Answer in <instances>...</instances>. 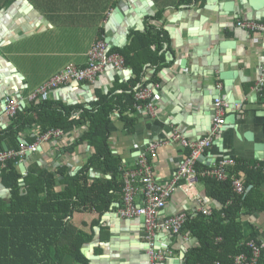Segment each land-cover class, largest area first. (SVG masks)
Wrapping results in <instances>:
<instances>
[{
    "label": "crops",
    "instance_id": "0c3cea01",
    "mask_svg": "<svg viewBox=\"0 0 264 264\" xmlns=\"http://www.w3.org/2000/svg\"><path fill=\"white\" fill-rule=\"evenodd\" d=\"M210 2L0 0V134L11 122L4 114L7 99L19 106L17 111L39 103L32 99L35 91L66 66H85L87 53L96 40L103 39L111 49H122L130 43L132 33L143 37L152 27L161 37L158 59L153 61L148 56L155 54V45H149L150 51L146 53L140 38L133 41L129 53L143 65V74L133 92L147 90L150 97L145 101L135 98L142 105L135 106V114H127L128 118H135L131 130L119 115L112 116L108 129L112 153L130 169L144 156L155 181L167 185L188 153L172 141L173 132L192 142L207 136L213 128V102L219 98L224 106V121L230 115L229 102L237 103L233 104L235 122L219 127L210 150L200 162L208 166L218 158L263 161L264 88L258 89L256 84L264 75V35L242 29L239 22H264V7L253 10L249 0H219L225 11L214 14L211 11L218 6ZM118 6L124 13L121 23L113 22ZM135 78L129 66L124 65L122 71L106 68L94 84L72 83L51 90L47 101L64 106L81 104L89 109L97 100V92L121 94L118 85ZM87 129L82 124L57 139H44L38 135V126L26 128L16 139L18 151L30 145L36 146V151H25L18 157V170L20 163L25 167V175L28 169L55 172L65 167L74 176L94 153L93 148L86 142L79 143L70 153L64 152V148L79 140ZM151 144L154 157L149 152ZM7 146L4 140L0 141L1 152H18ZM89 177L93 182L102 174L91 169ZM62 190L63 186L57 182L54 192ZM0 199L6 204L11 199L1 179ZM119 206L114 202L101 215L92 208L75 214L74 225L93 234L92 240L80 249L88 264H184L187 250L198 247L196 239L180 233L181 228L177 233L160 230L155 232L152 247L164 252L165 257L162 262L152 260L143 219L121 218ZM220 208L219 203L206 195L204 183L196 177L177 183L158 220L162 222L175 215L187 219L200 212L210 215ZM243 220L244 234H249L252 227L259 231L258 239L263 243L264 212ZM93 221L98 224L91 227ZM246 247L250 251L247 243ZM245 256L250 257L251 251Z\"/></svg>",
    "mask_w": 264,
    "mask_h": 264
},
{
    "label": "trees",
    "instance_id": "16d2710c",
    "mask_svg": "<svg viewBox=\"0 0 264 264\" xmlns=\"http://www.w3.org/2000/svg\"><path fill=\"white\" fill-rule=\"evenodd\" d=\"M160 15L157 14L155 18ZM141 35L132 33L127 46L110 51L121 56L124 65L131 67L136 75L128 83L118 85L121 94L97 92V100L91 103L89 109L81 104L64 106L39 101L16 111L14 117L9 118L10 125L0 134V141L4 140L8 146L11 144L9 150L18 151L16 139L26 128L38 126V135L41 136L49 130L67 133L85 124L88 129L79 140L64 148V152H73L79 143L86 142L94 153L74 176L61 167L55 172L28 169L23 177L18 170V157L5 162L0 170V179L10 191L11 199L9 204L0 199V264H88L80 249L92 240L93 234L76 227L73 218L84 209L92 208L101 215L114 202L121 206L122 177L130 168H125L121 158L112 153L108 129L112 116L117 114L126 128L131 130L135 118H128L127 114H135V106L142 105L136 101L133 88L140 82L143 65L140 60L130 56V49L133 41L140 38L146 53L150 51L149 45H155V54L148 56L153 57V61L157 60L161 37L152 27L143 37ZM33 140L35 137L28 144ZM206 168L201 162L195 165L198 173ZM91 169L99 170L102 177L90 182ZM225 173L227 179L224 181L197 176L204 183L206 195L219 203L221 208L213 210L210 215L200 212L187 216L180 233L196 239L198 247L187 250L184 264H233L236 256L250 254L246 243L252 241L260 244L256 229L251 227L250 233L244 234L243 219L264 212V160H234ZM232 178H241V185L245 189L243 194L233 192ZM57 182L63 186V190L56 193L54 187ZM97 224V221H93L91 227ZM256 264H264V248Z\"/></svg>",
    "mask_w": 264,
    "mask_h": 264
},
{
    "label": "built area",
    "instance_id": "2783aa9c",
    "mask_svg": "<svg viewBox=\"0 0 264 264\" xmlns=\"http://www.w3.org/2000/svg\"><path fill=\"white\" fill-rule=\"evenodd\" d=\"M239 26L251 33L264 35V22L249 20L239 22ZM111 47L103 39L96 40L90 47L87 53L85 67H77L74 65L66 66L61 72L54 75L42 86H40L32 95V99L36 101H47L48 93L51 90L59 89L63 86L76 83L83 85L94 84L99 76L106 68H113L122 71L124 62L120 56L115 53H110ZM257 88H264V75L257 82ZM150 97L147 90H138L135 98L145 101ZM8 105L4 109V114L12 118L14 117L19 106L7 99ZM148 105H146L147 107ZM150 106V105H149ZM213 128L207 136L200 138L197 141H188L180 133L173 132L172 141L178 146L188 151L184 160L179 164L173 178L167 185L162 186L156 182L147 164L144 156L140 157L133 165L132 169H128L123 174L124 187L122 191L121 206L118 208V214L125 219H143V227L145 231V239L148 243V255L154 261L162 262L165 253L161 250H156L152 247V241L155 237V232L160 230L171 231L177 233L182 224L186 221L184 215H175L165 221H159V213L162 210L167 200L170 198L176 185L181 180L189 181L197 176L213 179L216 181H224L227 179L225 169L231 166L234 161L230 158H220L213 160L208 164L207 168L201 172L195 170V165L204 158L207 151L210 150L214 136L224 124L225 111L224 106L219 98H215L213 102ZM61 130H49L43 135L44 139L59 138L63 136ZM24 146V145H23ZM25 151L35 152L36 146H24L18 152H0V168H4L5 162L13 157H22ZM151 156L154 155V146L150 145L149 150ZM231 186L235 194L241 195L243 187L241 179H231ZM140 194V199L138 195ZM209 214V212H203ZM250 248L251 256L246 257L244 254L234 258V264H254L260 256L264 242L257 245L250 241L247 243Z\"/></svg>",
    "mask_w": 264,
    "mask_h": 264
},
{
    "label": "water",
    "instance_id": "95a60500",
    "mask_svg": "<svg viewBox=\"0 0 264 264\" xmlns=\"http://www.w3.org/2000/svg\"><path fill=\"white\" fill-rule=\"evenodd\" d=\"M124 1V0H123ZM218 1L219 0H211V2H210V4H213V3H216V5L218 6V9H216L215 11H211V12H213L214 14H219L221 11H225V9H221L222 8V6H220L219 4H218ZM249 4H250V6H251V8L253 9V10H255V9H261V8H263L264 7V0H249ZM142 13H144V12H140L139 14H142ZM115 15L113 16V22H115V23H121V22H123V18H124V13H123V10L122 9H120V7L118 6L117 8H116V10H115V13H114ZM200 21H204V19H200ZM110 24H109V28H110ZM112 27V26H111ZM113 28V27H112ZM111 28V29H112ZM113 30V29H112ZM229 104L231 105L230 107L231 108H229V116L226 118V120H225V122H224V125H234V122H235V115H234V112H235V109H234V106H233V104H237V103H232V101L231 102H229ZM6 107V105H5V103H4V108ZM2 150L0 149V152H1ZM27 155V154H26ZM202 160H204V158L202 157L201 158ZM19 172L23 175V176H25V167H24V165H23V163H20L19 164Z\"/></svg>",
    "mask_w": 264,
    "mask_h": 264
},
{
    "label": "bare ground",
    "instance_id": "6f19581e",
    "mask_svg": "<svg viewBox=\"0 0 264 264\" xmlns=\"http://www.w3.org/2000/svg\"><path fill=\"white\" fill-rule=\"evenodd\" d=\"M242 187H243V186H242ZM244 192H245V189L243 188V193H244ZM243 193H242V194H243ZM160 211H161V210H160ZM233 264H234V263H233ZM254 264H256V262H255Z\"/></svg>",
    "mask_w": 264,
    "mask_h": 264
}]
</instances>
